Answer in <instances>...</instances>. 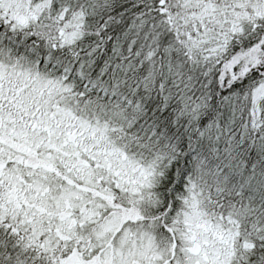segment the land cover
<instances>
[{
	"label": "snow or ice",
	"instance_id": "obj_1",
	"mask_svg": "<svg viewBox=\"0 0 264 264\" xmlns=\"http://www.w3.org/2000/svg\"><path fill=\"white\" fill-rule=\"evenodd\" d=\"M0 264H264V0H0Z\"/></svg>",
	"mask_w": 264,
	"mask_h": 264
}]
</instances>
